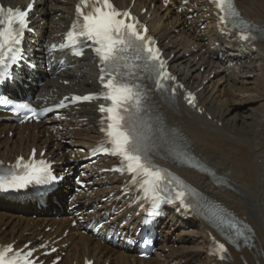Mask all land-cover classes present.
I'll return each instance as SVG.
<instances>
[{
    "label": "bare ground",
    "instance_id": "obj_1",
    "mask_svg": "<svg viewBox=\"0 0 264 264\" xmlns=\"http://www.w3.org/2000/svg\"><path fill=\"white\" fill-rule=\"evenodd\" d=\"M0 1L24 5L28 0ZM75 1L36 0V17H33L32 25L36 29L33 39L38 44L33 47V54L37 58L44 56L43 39L69 23ZM112 1L119 8H126L132 0ZM149 5H153V9L147 8L150 19L146 21L150 33L158 39L167 55L174 54L171 70L180 80L187 84L193 82V89L196 90L214 72V77L197 92L199 104L206 114L197 116L179 102L172 109L162 106V111L166 124L182 138L188 153L220 176L222 184L216 186L210 178L193 171H181V174L200 191L219 200L238 221L252 229L248 237L250 246H241L239 251L229 249L231 259L227 263L215 262L207 253L209 233H213L211 228L205 224L172 218L170 223L164 224L161 252L149 261H140L131 251L117 250L102 245L94 237L78 234L76 229L70 227L73 216L65 213V201L60 219L56 216L61 208L50 206L45 211L46 215L32 220L30 212L34 206H20L6 200H0V243H16L20 246L37 237L57 241L67 229V236L55 243V246L68 244L66 256L60 264H81L83 257H92L95 264L107 261L109 264H133V260L136 264H264V40L248 49L225 44L214 27L213 17L205 18L211 13L206 0H189L187 10L192 13L186 16L196 14L191 20L170 7L164 9L157 0H134L132 9L138 13L141 7ZM236 5L245 19L264 26V0H236ZM141 18L145 20L146 15ZM201 20L202 24L205 22L206 28L197 34ZM202 49H205L204 53H201ZM217 52H222L230 62H245L244 72L235 74V69L230 71L226 64L205 56ZM197 57L198 61H195ZM201 66L204 67L203 72L199 71ZM96 78L94 64L87 56L76 69L59 77L69 81L71 86L63 87L55 80L48 84L45 91L58 89L56 101L72 92H93L97 89ZM28 93L41 97L32 86ZM227 95L229 99L223 102L221 98ZM253 100L258 102L256 106H243ZM77 113L78 117L71 118L64 131L45 123L20 128L0 122V136L9 131L13 133L12 138L6 136L5 140H0V160H11L17 153L27 152L34 147L38 151L47 149L45 157L50 155L52 161H65L69 147L63 144L64 140L73 137L75 142L72 146L78 148L94 144L99 139L95 127L98 118L95 107L86 106ZM209 116L210 121L207 119ZM219 123L221 128L218 127ZM76 127L79 129L72 130ZM115 189L112 187L110 191ZM105 192L101 190L102 194ZM57 198L60 201L64 198L63 190L58 192ZM182 225L188 231L183 232ZM43 227H49L50 230L43 232ZM173 245L180 246L175 250Z\"/></svg>",
    "mask_w": 264,
    "mask_h": 264
},
{
    "label": "snow or ice",
    "instance_id": "obj_2",
    "mask_svg": "<svg viewBox=\"0 0 264 264\" xmlns=\"http://www.w3.org/2000/svg\"><path fill=\"white\" fill-rule=\"evenodd\" d=\"M216 7L223 15L220 16L221 22H225L226 18H238L240 16L238 10L235 8L234 0H214ZM32 5L28 6L27 11L13 10L12 8L5 9L0 6V64L5 62V57L9 56L14 50V45L19 44L20 36L23 35V29L27 27V15L31 10ZM84 8H89L86 13ZM77 16L82 17L83 23L77 20L73 24V31L68 33V40L74 41L77 37H85L92 40L94 44L98 45L94 50L100 58L101 64V82L108 90L103 93L105 100L111 101L110 106H101V112H107L110 123L107 125L106 135L109 138L111 148H100L96 150H103L110 152L112 155L122 157V163L126 162L124 166L129 173L136 175H143L151 177L143 181L142 187L148 184H154L155 181L161 179L159 170L153 171L152 166L147 161V147L142 143L139 135L136 133L135 125L132 124L133 117L143 121L140 113L144 109V96L146 95L139 84H132L123 79V74L119 73L117 69L120 67V62L124 61L123 67L127 69V75L134 77L136 72L133 69H139L141 65L136 64L137 60H144L143 67L149 69L154 73L152 77L157 87L166 90L163 84L164 80L173 79L165 70V62L160 59L158 49L152 47L150 38H147L137 29L136 23H127L125 18H129L130 14L127 12L121 13L110 2V0H80V4L76 8ZM134 19V18H133ZM18 25V27H14ZM79 30L77 31V26ZM250 28L255 27L249 25L247 22L240 19L238 22L234 21V27ZM146 32V29L144 30ZM241 38L248 40L250 37L247 34L241 33ZM131 50L134 56L131 57L133 63L128 64V57L124 55ZM79 54V53H77ZM143 54V55H142ZM13 61L16 59L15 55L10 56ZM107 74L110 78L105 83L104 75ZM119 77V78H117ZM91 96L74 97L75 101L89 100ZM188 102H194V97L189 94ZM63 106V105H60ZM19 109H27L35 114V109L29 108L26 104H19ZM134 111H129V109ZM127 114V115H126ZM160 127L158 131L164 133L162 121L159 122ZM150 128V125H145ZM103 144V142H101ZM94 150V151H96ZM22 160V158H21ZM25 171L23 175H13L11 179L6 181L0 180V184L12 188H21L33 181L43 183L50 177L47 165L41 161L40 166L33 164L23 165ZM121 171L124 169H116ZM183 192L177 193V199L181 200L183 204ZM171 203L172 201H167ZM160 206L159 198L154 199L153 207L158 209ZM236 235H243L238 228L235 229ZM220 251H225L224 245H219ZM12 252L11 247H5L0 250V264H21V257H8V253ZM31 251L27 252L22 257V264H32ZM223 258V257H221Z\"/></svg>",
    "mask_w": 264,
    "mask_h": 264
},
{
    "label": "rangeland",
    "instance_id": "obj_3",
    "mask_svg": "<svg viewBox=\"0 0 264 264\" xmlns=\"http://www.w3.org/2000/svg\"><path fill=\"white\" fill-rule=\"evenodd\" d=\"M225 73H226V72H224V74H225ZM257 103H258V102H257L256 100H253V101H251V102H247V103L243 104V106H244V107H247V106H250V105H252V106H256ZM8 134H9V133H8ZM5 137H6V134H2V135L0 136V140H1V141L5 140V139L7 138V137H6V138H5ZM32 219L34 220V218H32ZM44 230H45V229H44ZM174 249L177 250L178 248H177V247H174Z\"/></svg>",
    "mask_w": 264,
    "mask_h": 264
}]
</instances>
